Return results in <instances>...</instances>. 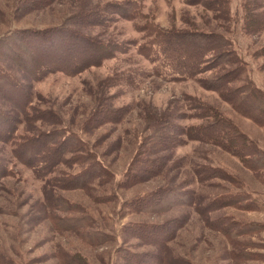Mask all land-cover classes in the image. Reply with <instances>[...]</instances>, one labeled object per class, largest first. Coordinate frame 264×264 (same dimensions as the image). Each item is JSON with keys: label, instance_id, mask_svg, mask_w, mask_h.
Instances as JSON below:
<instances>
[{"label": "rangeland", "instance_id": "374dc122", "mask_svg": "<svg viewBox=\"0 0 264 264\" xmlns=\"http://www.w3.org/2000/svg\"><path fill=\"white\" fill-rule=\"evenodd\" d=\"M111 1L0 0V41L10 43L17 31L51 30L89 10L105 20L102 7ZM138 1L136 18L67 26L121 45L99 65L33 79L10 51L0 55V67L23 88L0 92V132L7 121L16 126L10 141L0 140V264H264V165L252 169L223 145L183 134L177 145L157 144L162 135L206 127L220 114L227 131L232 125L264 152V123L255 111L224 101L202 74L203 83L155 75L137 48L144 21L221 33L242 65L231 85L249 83L264 94V0H226L224 12L185 0ZM53 129L83 144L66 158L97 162L100 172L87 185L57 180L80 162L59 163L39 177L15 158L20 138ZM144 158L157 159L160 168L146 174L137 168ZM228 195L235 197L231 204L204 208Z\"/></svg>", "mask_w": 264, "mask_h": 264}, {"label": "trees", "instance_id": "16d2710c", "mask_svg": "<svg viewBox=\"0 0 264 264\" xmlns=\"http://www.w3.org/2000/svg\"><path fill=\"white\" fill-rule=\"evenodd\" d=\"M138 2V0L108 2L102 7L106 9L105 20L100 19L96 10H89L76 15V20L73 21L72 18V22L65 21L62 25H57L51 30L47 29L42 32L17 31L11 35L12 42L2 44L3 42L0 41V55L10 51L15 62L29 71L33 79H38L45 73L52 71L69 75L76 74L89 66L101 64L103 59L113 57L115 50L119 49L121 45L88 38L77 29H69L67 26L82 22L105 24L114 18L122 17L136 18L141 15L140 9L137 8ZM185 2L200 4L206 9L218 12H224L226 8V0H185ZM131 3L137 5L135 6L136 9L129 6ZM139 26L145 33L137 48L153 64L155 75L172 80L197 79L203 83L199 77V74H202L203 80H208L211 84L206 86L218 93L220 92L219 95L224 101L245 114L249 111H255V120L264 123V94L255 87H251L249 83L238 86L231 85L241 72L242 65H238V59L233 52L231 42L225 35L214 32L207 34L188 33L175 28L156 26L149 21H144ZM19 42L22 43L17 45ZM21 45L24 47L22 48ZM25 46H27V50H25ZM15 49L18 50L17 53H13V50L16 51ZM76 58L77 60H74ZM208 72L209 75H204ZM5 87L23 90L21 85H17L14 76L6 73L0 67V92ZM25 101L26 103L30 101L28 96ZM258 103L262 104L260 108L255 106ZM214 115L218 120L213 119L208 126L198 127L195 130L192 127L179 128L181 131L174 135L170 133L162 135L158 138L157 144L160 147L169 144L177 145L183 142L181 135L183 134L187 135V138L223 145L241 157L245 163L248 160L252 169L263 166L264 152L251 142L248 143L245 136L240 134L232 125H230L229 130L233 133L227 131L226 128L229 127V124L226 118L220 114H213L212 116ZM6 123L10 127L6 125L4 132H0V140L2 141H10L16 127H12L10 121ZM66 133L67 131H61V129H53L36 136L24 135L14 143L13 154L20 162L31 167L39 177L46 175L59 163L80 162L79 170L66 174L62 178H57V180L62 181L61 185L82 187L87 185L100 172V169H94L97 162L86 163V161L79 159L85 160V156L73 154L66 158L67 153L80 151L83 148V144L75 136ZM138 162L143 166H137V168L146 174H152L160 168L157 159L144 158ZM132 176L135 177V175ZM232 198L235 197L228 195L222 197V200L220 197L214 198L204 205V208L208 210L218 208L221 205H229L233 201ZM157 199V202H161L160 197ZM229 227L230 223H226L223 230L227 231Z\"/></svg>", "mask_w": 264, "mask_h": 264}]
</instances>
